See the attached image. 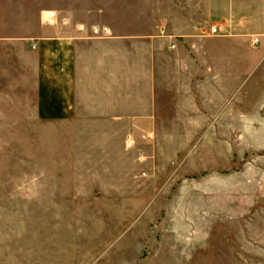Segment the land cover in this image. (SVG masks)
<instances>
[{"label": "crops", "instance_id": "obj_1", "mask_svg": "<svg viewBox=\"0 0 264 264\" xmlns=\"http://www.w3.org/2000/svg\"><path fill=\"white\" fill-rule=\"evenodd\" d=\"M253 125H264V0H0V143L20 172L40 143L53 157L57 129L64 141L87 127L130 152L173 146V174L191 177L208 143L228 141L216 128ZM44 254L36 263L54 264Z\"/></svg>", "mask_w": 264, "mask_h": 264}, {"label": "rangeland", "instance_id": "obj_2", "mask_svg": "<svg viewBox=\"0 0 264 264\" xmlns=\"http://www.w3.org/2000/svg\"><path fill=\"white\" fill-rule=\"evenodd\" d=\"M95 130L57 129L53 157L40 143L26 173L0 143V264L47 262V248L54 264H264V125L216 128L228 141L191 177L173 174V146L130 152Z\"/></svg>", "mask_w": 264, "mask_h": 264}, {"label": "built area", "instance_id": "obj_3", "mask_svg": "<svg viewBox=\"0 0 264 264\" xmlns=\"http://www.w3.org/2000/svg\"><path fill=\"white\" fill-rule=\"evenodd\" d=\"M211 32H212V33H215V32H216V30H215L214 28H212V29H211Z\"/></svg>", "mask_w": 264, "mask_h": 264}]
</instances>
